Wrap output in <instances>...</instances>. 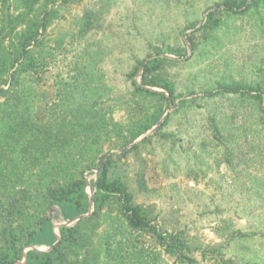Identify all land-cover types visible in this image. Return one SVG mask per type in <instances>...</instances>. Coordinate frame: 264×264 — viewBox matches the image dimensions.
I'll return each mask as SVG.
<instances>
[{
    "label": "trees",
    "instance_id": "1",
    "mask_svg": "<svg viewBox=\"0 0 264 264\" xmlns=\"http://www.w3.org/2000/svg\"><path fill=\"white\" fill-rule=\"evenodd\" d=\"M75 1L81 0H0V264H169L166 257L178 264H194L195 248L188 236L161 228L155 222L156 204L139 202L131 185L133 181L138 191L148 189L144 168H133L132 161H144L142 146L164 135L161 131L171 114L154 134L136 140L163 117L164 104L179 98L176 81L166 72L176 58L162 54L167 52L163 49L134 64L128 74L133 109L144 108V100L157 104L153 112L132 116L128 124L113 120V105L104 100L106 85L96 78L98 50L86 44L69 63L70 75L56 80L55 103L35 107L39 94L30 85L40 81L50 65L58 64V56L67 49L62 41L49 44V29L63 7ZM262 5L264 0H222L208 11L199 30L208 35L221 27L223 13H254ZM78 21L72 36L85 40L97 27V19L86 12ZM194 34L189 35L193 49ZM181 47L176 44L168 51L181 56ZM242 83L234 81L224 90L240 94L246 87L259 90L255 96L263 101L260 86ZM211 124L226 151L232 138L240 141L241 132L236 136L231 126L224 131L215 119ZM105 140L115 141L113 148L122 151L103 153ZM95 170H99L96 178L87 179L86 173ZM54 207L68 221L84 216L56 228ZM104 220L108 223L103 225ZM249 235L237 229L229 239ZM198 247L205 256L208 248ZM217 261L247 264L221 252Z\"/></svg>",
    "mask_w": 264,
    "mask_h": 264
},
{
    "label": "rangeland",
    "instance_id": "2",
    "mask_svg": "<svg viewBox=\"0 0 264 264\" xmlns=\"http://www.w3.org/2000/svg\"><path fill=\"white\" fill-rule=\"evenodd\" d=\"M220 1L70 2L63 7L47 37L51 46L62 41L67 43V49L58 56V64L50 65L43 78L30 86L39 94L35 107L55 103L56 80L70 75L69 63L86 44L93 51L98 50L96 78L106 85L104 100L113 105V120L128 124L132 116L139 118L145 111L153 112L157 104V100L143 99L141 106L145 107L133 109L136 105L131 98L133 87L128 74L138 59L165 49L167 52L162 54L178 60L166 72L176 81L179 98L164 104L162 122L167 114H171L170 120L161 131L164 135H157L142 146L140 154L144 161L129 159L135 165L133 168L141 165L146 172V192L138 191L132 181L137 199L156 204L159 217L155 222L161 228L181 230L188 236L195 248L194 264H218L220 252L236 261L264 264V99L260 101L255 96L259 90L248 87L244 88L245 94L224 90V86L237 81L260 86L264 91V6L254 13H223L221 27L206 35L199 28L208 11ZM10 11L17 13L13 8ZM86 12L97 19V27L85 40L74 39L78 20ZM192 23H196L195 27L189 28ZM193 33L195 49L189 40ZM176 44L182 46L183 55L168 51ZM185 98L191 102H182ZM212 119L224 131L231 126L236 136L241 132L240 141L232 138L226 151L225 142L216 136ZM156 130L153 127L136 141ZM113 142L105 140L103 153L122 151L113 148ZM96 175L97 170L86 173L89 180ZM92 190L89 186L88 191ZM53 210L57 216L55 226L68 224L58 207ZM105 223L108 221L104 220ZM237 229L250 235L231 241L229 234ZM198 246L208 248L205 256ZM166 259L169 264H178Z\"/></svg>",
    "mask_w": 264,
    "mask_h": 264
},
{
    "label": "water",
    "instance_id": "3",
    "mask_svg": "<svg viewBox=\"0 0 264 264\" xmlns=\"http://www.w3.org/2000/svg\"><path fill=\"white\" fill-rule=\"evenodd\" d=\"M162 123V119L154 126V129H157L158 127H159V125ZM131 145V144H130ZM129 145V146H130ZM128 147V146H127ZM99 172V170H97V173ZM92 194H93V190H92V193H91V203H93V196H92ZM82 216H84V214L83 215H79V216H77V217H75V218H73L71 221H69L68 222V224H70V223H72V222H75V221H77L78 219H80ZM64 223H60V224H56V228H58L60 225H63ZM32 248H37V247H32ZM37 249H40V248H37ZM25 261V260H24ZM23 261V262H24Z\"/></svg>",
    "mask_w": 264,
    "mask_h": 264
}]
</instances>
